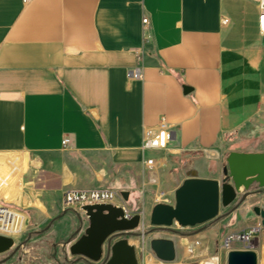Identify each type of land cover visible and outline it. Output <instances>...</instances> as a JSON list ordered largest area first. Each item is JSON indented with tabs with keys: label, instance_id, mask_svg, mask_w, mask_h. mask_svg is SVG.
Here are the masks:
<instances>
[{
	"label": "crops",
	"instance_id": "obj_1",
	"mask_svg": "<svg viewBox=\"0 0 264 264\" xmlns=\"http://www.w3.org/2000/svg\"><path fill=\"white\" fill-rule=\"evenodd\" d=\"M257 16L256 0H0V194L23 217L16 243L69 261L86 222L63 209L64 190H127L129 211L145 210L148 192L172 199L191 170L220 179L231 150L264 151L227 146L248 125L264 134ZM160 119L172 138L149 181L141 137Z\"/></svg>",
	"mask_w": 264,
	"mask_h": 264
},
{
	"label": "water",
	"instance_id": "obj_2",
	"mask_svg": "<svg viewBox=\"0 0 264 264\" xmlns=\"http://www.w3.org/2000/svg\"><path fill=\"white\" fill-rule=\"evenodd\" d=\"M189 90L188 86H183L184 93ZM120 194L127 202L128 191L120 190ZM249 196H260L264 201V151L231 150L225 157L220 179L199 177L191 170L174 190L172 203L156 202L151 207L149 224L155 228H169L174 223L180 227H193L215 219L221 206L236 202L230 211L234 210ZM82 209L86 226L65 251L70 257L80 258L73 264H84L85 261L90 264H138L133 245L122 236L139 226V212L126 218L120 206L108 203L86 205ZM251 209L264 227V206L254 205ZM115 235L121 238L112 241ZM14 245L10 236L0 234V254ZM102 245H105L104 249ZM149 249L160 262H172L175 258L172 239L153 238L149 241ZM226 264H257L256 252L229 250Z\"/></svg>",
	"mask_w": 264,
	"mask_h": 264
},
{
	"label": "rangeland",
	"instance_id": "obj_3",
	"mask_svg": "<svg viewBox=\"0 0 264 264\" xmlns=\"http://www.w3.org/2000/svg\"><path fill=\"white\" fill-rule=\"evenodd\" d=\"M227 146L229 148L242 147L245 149H264V134H260L255 126L248 125L234 134ZM200 157L203 158L202 155ZM189 158L190 155H185L180 160V163H182L181 165H183L185 169L188 167L186 164L189 162ZM203 159L208 165V168L211 169L213 167V160L210 158ZM155 190L148 192V198L145 202L147 208L145 210L140 209L139 203L137 205L138 207H136L137 209L132 210V212L137 211L141 214L139 226L134 229L132 233H127L122 236L125 237L131 245H133L131 243L133 240L137 241L133 247L139 264H200L202 259L215 255H218L219 257V264H226L227 252L233 249H242V244L233 241L229 244V249L227 250L223 248L218 250L219 245L223 244L227 235L243 230L248 219L258 218L252 212V206H264V201H262L260 196H249L244 202H242L247 209L245 216L239 214L229 215L231 208H233L236 203L234 202L227 207L221 206L218 216L203 224L195 225L193 227H180L174 223L169 228H155L149 224L150 205L154 201L164 202L163 199L167 198L166 195H160L161 192H156ZM12 212L14 213L12 226L17 229L21 223L22 214H20L17 209ZM255 224V220H253L252 224L249 226ZM246 228L247 227H245V229ZM25 234L26 231L21 230L16 241L20 242V240H23ZM119 238H121V236L119 237L118 235H115L112 241ZM153 238L172 239L175 247V258L172 262H160L156 258L148 256V253H151L149 249V241ZM104 248L105 245L103 249ZM251 250L256 252L257 264H264V228L261 229L260 234L255 241V247ZM51 252V246L41 244L39 240H35L29 244L23 243V247H17L16 243L12 249L0 254V261H7L6 264L11 262L14 264H34V261H38L32 259V256H35L39 257V260H41V262L38 261L39 264H73L77 263L76 260L80 259L79 257H70V260L72 261H64L61 259L55 262L49 259L48 255ZM10 254L14 255L12 260L8 261V256Z\"/></svg>",
	"mask_w": 264,
	"mask_h": 264
},
{
	"label": "built area",
	"instance_id": "obj_4",
	"mask_svg": "<svg viewBox=\"0 0 264 264\" xmlns=\"http://www.w3.org/2000/svg\"><path fill=\"white\" fill-rule=\"evenodd\" d=\"M27 1V0H24ZM258 16H257V26L258 34L264 36V0H256ZM222 24L228 22V18L223 17L221 20ZM142 29L145 30L148 26V18L144 16L141 20ZM148 36L143 37V41H147ZM129 77L133 79L141 78V71L138 66L132 68L129 71ZM172 138V125L160 119L154 129L144 128L141 137L140 149L144 153H148L143 158V165L149 172L148 180H154L157 170L163 166L162 157L153 154L155 151L166 150L168 144ZM63 144L67 143V140L62 141ZM166 203H172V199H165ZM97 203H108L115 206H120L124 212V216L129 218L133 213L127 208V202H124L120 194L119 189L99 187L90 189H77L71 188L66 189L62 193V204L64 210H71L74 212L81 224L84 226L86 222L85 211L82 209L83 206L92 205ZM15 210L12 208L5 200L3 194H0V234L10 236L14 243L19 237L22 230V221L19 227L16 229L12 226L14 219ZM262 226L260 223L248 226L246 229L231 233L225 237L223 244H220L218 250L229 249V244L233 241L240 242L242 244V249H253L255 247V241L260 234ZM19 247H22V243H17ZM219 264V257L215 255ZM82 261V260H80ZM83 262V261H82ZM85 264H90L85 261ZM98 264V263H97ZM139 264V262H138Z\"/></svg>",
	"mask_w": 264,
	"mask_h": 264
},
{
	"label": "bare ground",
	"instance_id": "obj_5",
	"mask_svg": "<svg viewBox=\"0 0 264 264\" xmlns=\"http://www.w3.org/2000/svg\"><path fill=\"white\" fill-rule=\"evenodd\" d=\"M136 242H137L136 240H133L131 243L134 245V244H136ZM147 261H148V259H147ZM216 261H217V259L215 256H209V257L202 259L200 261V264H216Z\"/></svg>",
	"mask_w": 264,
	"mask_h": 264
},
{
	"label": "flooded vegetation",
	"instance_id": "obj_6",
	"mask_svg": "<svg viewBox=\"0 0 264 264\" xmlns=\"http://www.w3.org/2000/svg\"><path fill=\"white\" fill-rule=\"evenodd\" d=\"M240 204H241V203H240ZM240 204H239V205H240Z\"/></svg>",
	"mask_w": 264,
	"mask_h": 264
}]
</instances>
